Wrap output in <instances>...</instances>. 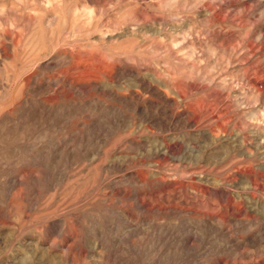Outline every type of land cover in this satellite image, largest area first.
I'll list each match as a JSON object with an SVG mask.
<instances>
[{
    "label": "rangeland",
    "instance_id": "1",
    "mask_svg": "<svg viewBox=\"0 0 264 264\" xmlns=\"http://www.w3.org/2000/svg\"><path fill=\"white\" fill-rule=\"evenodd\" d=\"M0 264H264V0H0Z\"/></svg>",
    "mask_w": 264,
    "mask_h": 264
},
{
    "label": "bare ground",
    "instance_id": "2",
    "mask_svg": "<svg viewBox=\"0 0 264 264\" xmlns=\"http://www.w3.org/2000/svg\"><path fill=\"white\" fill-rule=\"evenodd\" d=\"M80 91V90H79ZM22 131V130H21ZM23 135V134H22ZM6 137H9V136H6ZM14 137V135L12 136V138ZM10 138V137H9ZM15 139H16V137H15Z\"/></svg>",
    "mask_w": 264,
    "mask_h": 264
}]
</instances>
